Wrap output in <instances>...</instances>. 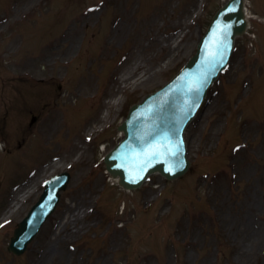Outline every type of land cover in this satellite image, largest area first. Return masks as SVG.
Listing matches in <instances>:
<instances>
[{
	"label": "rangeland",
	"instance_id": "rangeland-1",
	"mask_svg": "<svg viewBox=\"0 0 264 264\" xmlns=\"http://www.w3.org/2000/svg\"><path fill=\"white\" fill-rule=\"evenodd\" d=\"M223 3L0 0V145L11 150L0 151V264H264V0H247L249 34L184 135L185 176L126 192L100 161L129 106L178 72ZM121 74L140 79L116 93ZM67 167L56 212L21 258L9 254L40 183Z\"/></svg>",
	"mask_w": 264,
	"mask_h": 264
},
{
	"label": "water",
	"instance_id": "water-1",
	"mask_svg": "<svg viewBox=\"0 0 264 264\" xmlns=\"http://www.w3.org/2000/svg\"><path fill=\"white\" fill-rule=\"evenodd\" d=\"M242 6L243 0H231L223 10L225 11L224 20L230 21L229 30L232 36L242 34L244 31L245 21ZM230 49L231 41H225L220 42L216 47L200 51L188 62L184 72L168 87L167 91L164 89L132 109L127 123H124L120 128L126 134L123 144L130 142L128 151L121 146L116 154L107 158L106 162L108 171L114 177L119 176L121 185L125 188L138 187L145 176L156 171L161 172L169 179L183 175L189 164L183 169L180 163L184 160L179 159L180 155H176V152L167 153L171 151V144L180 148L182 131L194 116V104L192 103L199 96L204 95L212 79L225 66ZM214 52L216 53L215 57H213ZM200 73H204L205 78H202ZM190 79L192 84L197 87L194 92L189 91ZM160 97H162L161 109L159 106ZM156 142L170 143V147L166 146L167 148L164 150L167 156L161 154L159 157H155L152 162L147 159L146 154H143L141 147H149ZM118 158L125 161L122 166L118 165L116 161ZM132 159L135 160L137 166L132 163ZM157 161L159 162L157 163ZM175 165L177 168L174 167ZM141 166L144 170L140 169ZM123 169L128 171V178ZM173 169L174 174L171 176L170 173ZM61 179L52 180L39 205L34 207L29 218L15 232V238L11 240L8 248L9 251L20 255L24 252L27 243L36 234L43 220L53 211L59 197L57 193L65 188L67 182L63 183Z\"/></svg>",
	"mask_w": 264,
	"mask_h": 264
},
{
	"label": "bare ground",
	"instance_id": "bare-ground-1",
	"mask_svg": "<svg viewBox=\"0 0 264 264\" xmlns=\"http://www.w3.org/2000/svg\"><path fill=\"white\" fill-rule=\"evenodd\" d=\"M130 74H127L126 76H124V74H121L120 76H119V80H118V83H119V85L117 86L118 87V89H117V92L116 93H120V92H122V91H120L119 89L120 88H123V89H129V87H132L134 84H136L137 83V81L140 79V78H136V80L134 79V80H131V76H129ZM82 85H84V83H82ZM85 86H88L87 85V82H85ZM111 98H113V101L112 102H109V103H107V105H106V108L107 109H111V107H113L114 105H116V104H118V103H121L120 102V100L118 99V97H116V95L114 94ZM247 224H248V222H247ZM249 226L251 225H256V223H254V221L253 222H250V224H248ZM247 225V226H248ZM252 235H254V233H252ZM251 235V236H252Z\"/></svg>",
	"mask_w": 264,
	"mask_h": 264
},
{
	"label": "snow or ice",
	"instance_id": "snow-or-ice-1",
	"mask_svg": "<svg viewBox=\"0 0 264 264\" xmlns=\"http://www.w3.org/2000/svg\"><path fill=\"white\" fill-rule=\"evenodd\" d=\"M229 26L228 25H224L223 29H218L220 31V35L223 36L225 33H226V30ZM216 53L214 52L213 53V57H215ZM202 84V82H201ZM147 156H152V155H155L154 152H147L145 153Z\"/></svg>",
	"mask_w": 264,
	"mask_h": 264
}]
</instances>
